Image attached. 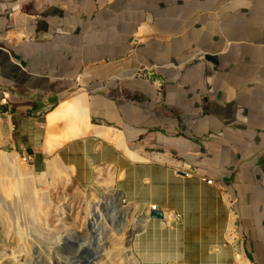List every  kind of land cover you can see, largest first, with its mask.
Instances as JSON below:
<instances>
[{
  "label": "crops",
  "instance_id": "0c3cea01",
  "mask_svg": "<svg viewBox=\"0 0 264 264\" xmlns=\"http://www.w3.org/2000/svg\"><path fill=\"white\" fill-rule=\"evenodd\" d=\"M3 147L110 169L138 256L264 264V0H0Z\"/></svg>",
  "mask_w": 264,
  "mask_h": 264
},
{
  "label": "rangeland",
  "instance_id": "374dc122",
  "mask_svg": "<svg viewBox=\"0 0 264 264\" xmlns=\"http://www.w3.org/2000/svg\"><path fill=\"white\" fill-rule=\"evenodd\" d=\"M1 151L17 152L9 147L0 148ZM18 157L23 169L35 168L34 162L24 155ZM0 173L1 177V167ZM33 180L42 198L41 211L35 215L23 192L15 190L5 196L0 189V206L8 214L12 227L6 228L5 239L2 237L0 241L3 246L0 264L12 260L19 264H168L137 255L141 252L138 247L146 239L140 234L142 229L127 230L133 224L146 225L148 219L143 218L138 205L129 203L122 195L115 196L99 183L97 187H82L71 167H67L62 177L36 168ZM15 243L18 245L13 251L11 246Z\"/></svg>",
  "mask_w": 264,
  "mask_h": 264
},
{
  "label": "bare ground",
  "instance_id": "6f19581e",
  "mask_svg": "<svg viewBox=\"0 0 264 264\" xmlns=\"http://www.w3.org/2000/svg\"><path fill=\"white\" fill-rule=\"evenodd\" d=\"M21 163L22 162L19 160L17 152L11 153V154H5L2 151L0 152V167L2 170V176L0 177V189L4 192L5 196L12 195L13 191H15V190H17V192H23L24 196L26 198L25 199L26 204L28 206H30V208L32 209L31 212L34 213V215H35L41 211L42 198H41L40 194L35 190L37 185H36V181L33 180L34 170L37 168L38 170L39 169L42 170V173L55 174V175L62 177L64 175L67 167L64 166L63 164H61L56 159L55 160H48L44 164L42 163L39 166L37 165L38 167L35 166V168L32 167L28 170L23 169L21 167ZM71 168H73V167H71ZM98 170H99V179L97 182L99 184H101L102 186H107L108 189L111 190V192L113 194H115V196L121 195L116 190V188L113 187V180H111V178H110V173H111L110 169H109L107 174H104L105 172L103 171L102 168H100ZM0 175H1V173H0ZM120 179H121V177H120ZM54 181H56V179ZM114 184H115V182H114ZM93 196H95L94 193H93ZM7 215L4 212L3 208L0 206V217H1V219H0V241H1V238L3 237V233L5 232V230H7L6 228L10 226V219ZM43 215L45 216V214H42V216ZM172 216H173L172 213H168V212L166 213V218L169 221L172 220ZM11 225H13V224H11ZM145 226L146 225H143V223L133 224L131 229L127 230V232H131V231L138 230V229L141 230V229H144L143 227H145ZM11 229H12V227H11ZM4 239L5 238L3 237V240ZM21 240L23 241L22 238H21ZM11 241H13V240L11 239ZM17 242H19V241H17ZM15 244L16 245L11 246L12 249H13V247H17L18 244L17 243H15ZM124 245H126V244H124ZM128 245H129V243H128ZM1 248H3V246L1 247V245H0V249ZM5 248H7V247H5ZM13 251H14V249H13ZM1 252H3L2 249L0 250V253ZM8 252H10V251H8ZM0 256H2V255L0 254ZM238 257H239V261L241 264H250L247 260L243 259L240 255ZM182 258H184V257H182ZM11 260H12V258H11ZM8 261H9V258H8ZM8 261H7V263H8ZM4 262H5V260H4ZM11 262L12 263H9V264H17V263L19 264V262H17L16 260H14V261L12 260Z\"/></svg>",
  "mask_w": 264,
  "mask_h": 264
},
{
  "label": "water",
  "instance_id": "95a60500",
  "mask_svg": "<svg viewBox=\"0 0 264 264\" xmlns=\"http://www.w3.org/2000/svg\"><path fill=\"white\" fill-rule=\"evenodd\" d=\"M150 216L154 218H164L165 214L162 211H152L150 212Z\"/></svg>",
  "mask_w": 264,
  "mask_h": 264
},
{
  "label": "built area",
  "instance_id": "2783aa9c",
  "mask_svg": "<svg viewBox=\"0 0 264 264\" xmlns=\"http://www.w3.org/2000/svg\"><path fill=\"white\" fill-rule=\"evenodd\" d=\"M25 159V158H24ZM207 183H213V179H211V178H206V177H204L203 178ZM152 209H155V210H158V208H157V205L156 204H154L153 206H152ZM165 214V213H164ZM175 216H179V214L178 213H176L175 214Z\"/></svg>",
  "mask_w": 264,
  "mask_h": 264
}]
</instances>
